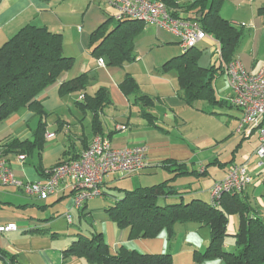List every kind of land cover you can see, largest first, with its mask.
I'll list each match as a JSON object with an SVG mask.
<instances>
[{
	"label": "crops",
	"instance_id": "1",
	"mask_svg": "<svg viewBox=\"0 0 264 264\" xmlns=\"http://www.w3.org/2000/svg\"><path fill=\"white\" fill-rule=\"evenodd\" d=\"M197 1L199 0H176L180 6ZM262 8L264 0H226L220 11L223 19L243 32L234 60L239 61L251 74L259 72L264 65V16L259 14ZM117 14V9L105 0H0V48L27 25L46 27L50 32L62 35L63 55L75 60L72 70L63 74L56 84L38 97L49 114L45 121V144L39 157L35 154L33 157L26 156L21 161L20 155H4V148L11 141L33 140L39 124V119L33 112L24 109L0 124V157L8 162L14 178L23 182L44 180L59 163L76 159L92 144L96 137L93 113L78 106L83 95L60 94L62 83L87 73L89 84L86 94L94 96L99 89L104 88L111 100V105L99 115L102 136L108 138L115 149L145 146L149 163V168L139 174L108 175L102 186V197H112L116 203L123 198L122 191L157 185L155 179L160 176L164 180L161 183L170 180L174 174L160 166L165 162H173L185 165L188 171L207 172V176L178 178L173 185L183 190L182 199H162V204L171 199L184 202L187 198L200 199L204 196L208 198L205 201L211 204L210 190L214 183L225 178L234 166L247 164L252 183L241 197L249 202L254 216L264 219V167L259 169L257 163H254V152L259 145L258 126L247 128L243 133L238 132L241 113L229 102L231 92L224 76L227 63L223 60L220 43L208 35L197 47L202 51L199 65L202 68L218 69L213 82L217 103L210 106L207 102L198 101L188 105L181 98L177 74L162 71L165 64L183 55L179 38L162 27L145 24L135 42L137 59L134 63L111 67L103 57L105 65H98V59L92 56L91 37L108 21V28H114L118 21ZM180 15L183 18L193 17L192 14L181 12ZM126 75L134 79L142 94L156 100L155 106L150 110L155 118L154 125H150L141 116L139 107L133 105L132 98L122 93L119 86ZM206 105L209 106L208 109H203ZM208 121H212L213 129L204 125ZM122 126L127 127V130L119 129ZM51 134L54 137L48 138ZM224 154L226 159L221 160ZM202 180L205 183L203 188L192 187ZM178 181H188L187 189L181 183L177 185ZM109 190L120 192V198L109 193ZM21 194L23 193L14 187H0L1 225L16 223L14 218L2 213V208L5 205L14 206L8 198L18 199L22 197ZM30 199L34 201L36 198ZM49 199L44 206L23 203L17 207L25 212L39 208L45 213L48 204L54 205L64 199H71L68 209H72V194L65 184L57 196ZM87 206L86 204L83 208ZM69 212L70 210L67 211ZM232 219H236L234 228L237 230L239 218ZM45 220L32 218L29 228L25 226L18 232L0 234V251L15 255L21 264H86L76 258L64 261L62 256L63 250L71 245L79 233L67 238H60L57 233H54L55 238L51 234L31 233V230H46L48 226L50 228ZM108 221L104 220V227L99 233L104 235L114 254L125 247L142 254H170L174 264H225L221 260L194 262L193 253L203 252L211 239L209 229L197 224L177 225L176 236L172 240H169L168 233L164 231L155 239L130 241L127 230H120L117 226L114 228ZM225 245L226 250L236 249L232 250L233 246L228 242Z\"/></svg>",
	"mask_w": 264,
	"mask_h": 264
},
{
	"label": "trees",
	"instance_id": "2",
	"mask_svg": "<svg viewBox=\"0 0 264 264\" xmlns=\"http://www.w3.org/2000/svg\"><path fill=\"white\" fill-rule=\"evenodd\" d=\"M152 1L163 3L175 19L196 21L206 34L220 43L223 60L227 64L234 61L243 32L222 18L220 11L226 0H199L186 6H180L176 0ZM180 12L192 14L193 17L183 18ZM259 14L264 16V8L259 10ZM108 23L101 25L91 37L92 56L106 58L111 67L134 63L137 59L135 42L145 23L120 20L112 29L108 28ZM201 55L202 51L197 47L190 49L165 64L162 71L177 74L178 89L185 103L193 105L204 101L213 106L217 103L213 82L218 69L202 68L199 65ZM74 63V58L63 55L62 35L52 33L46 27L27 25L0 48V124L24 109L33 112L39 119L33 140L11 141L5 146L4 155H41L45 144V121L49 114L38 97L56 84L63 74L72 70ZM88 84L89 75L82 74L62 83L60 94H82L83 100L78 102V106L93 113L95 136H102L99 115L111 105V100L104 88L99 89L94 96L87 95ZM119 87L126 97L132 98L133 105L139 107L141 116L154 125L155 118L150 110L156 100L142 94L130 75H126ZM160 167L174 174V177L150 187L122 191L123 198L105 211L118 229L128 231V240L155 239L164 231L172 240L176 236L177 225L197 224L209 229L211 239L203 252L193 253L194 262L221 260L225 264H264V219L253 215L249 202L241 195H226L216 206L201 199H192L189 203L160 204L162 199H182L183 190L173 185L178 178L207 176V172L188 171L185 165L173 162H165ZM233 214L239 217V224L234 235L236 249L229 251L226 250L225 239L229 236V216ZM31 233L49 234V230L35 229ZM55 236L51 233L52 238ZM0 256L1 264H21L15 255L7 251H0ZM62 256L64 261L76 258L86 264H174L170 254H142L125 247L114 254L104 235L97 232L90 236L77 234L71 245L63 250Z\"/></svg>",
	"mask_w": 264,
	"mask_h": 264
},
{
	"label": "built area",
	"instance_id": "3",
	"mask_svg": "<svg viewBox=\"0 0 264 264\" xmlns=\"http://www.w3.org/2000/svg\"><path fill=\"white\" fill-rule=\"evenodd\" d=\"M117 9L116 19L134 20L162 27L179 38L182 53L198 47L208 38L196 21L173 18L163 3L152 0H105ZM104 66V59H98ZM227 86L231 92L230 104L241 113L238 128L243 133L247 128L258 126L259 145L254 152L257 167H264V65L256 74L248 73L242 64L234 60L224 70ZM83 96L80 97V101ZM119 129L125 131L127 127ZM53 138L54 135H48ZM25 155L19 160L24 161ZM149 168L147 148L134 146L115 149L108 138L96 136L87 150L78 159L62 162L52 170L48 178L37 182H23L14 178L8 162L0 157V187H14L25 196L48 200L57 196L65 184L72 194L73 206L80 210L88 201L103 196L102 186L110 174L133 175ZM70 181V184L67 182ZM252 183L247 164L234 166L225 178L214 183L210 190L211 205L216 206L226 195H242ZM66 221L72 224L69 214ZM20 230L16 223L0 224V234ZM2 258L0 256V264Z\"/></svg>",
	"mask_w": 264,
	"mask_h": 264
},
{
	"label": "rangeland",
	"instance_id": "4",
	"mask_svg": "<svg viewBox=\"0 0 264 264\" xmlns=\"http://www.w3.org/2000/svg\"><path fill=\"white\" fill-rule=\"evenodd\" d=\"M220 85V81H219ZM209 106L206 105L205 108L203 109H208ZM212 108V107H210ZM211 110V109H210ZM219 108L216 110L218 111ZM212 121L204 122V125H208L209 128L213 126L211 124ZM213 129V128H211ZM226 159V154H224L221 157V160ZM255 165L257 163V159L254 161ZM249 168V167H248ZM163 178L160 176L155 179V183L159 184L161 183ZM202 182L197 183L196 185H192L194 189L201 187L203 188L205 186V183ZM181 183L182 187L187 189V185L189 184L188 181H178L177 185ZM188 183V184H187ZM153 185V184H152ZM200 188V189H201ZM6 190V189H5ZM9 190V189H8ZM7 191V190H6ZM109 193L114 194L118 198H120V192L114 193V191L109 190ZM206 193V191H205ZM204 194V193H203ZM20 195V194H19ZM23 200L21 198H8L11 203L14 204V206L11 205H5L8 207L3 206V211L2 213L8 216H11L16 220L17 225L19 226L20 230L25 228V226L29 225V222L33 219H46L45 223L50 224V228L48 226L49 234L51 233H57L60 238H67V236H70L72 234H84L90 236L93 232L99 233V231L104 227V220H109L108 222L114 226V228H117L116 225L108 218L107 214L105 213L106 207L113 206L115 204V200L112 197L105 196V197H98L93 200L88 201L86 204L88 205L87 208H81L80 211L76 210L74 206L72 205V209H68V204L71 203V199H64L60 202L53 204H48V208H46V212L42 213V210L37 208L35 211H23L21 210L18 206V204H23V203H35L37 206H44V204L47 201L44 200H38L35 199L32 201L30 198H27L25 195L21 194ZM10 196V195H9ZM202 200H207V196H204L200 198ZM52 201L51 199H49ZM73 200V199H72ZM49 201V202H50ZM182 200L180 199H171L169 201V204H175V203H181ZM192 201V199L187 198L184 200V203H189ZM208 201V200H207ZM206 201V202H207ZM162 202L160 201V204ZM85 204V205H86ZM47 205V204H46ZM84 205V206H85ZM67 213V211H69ZM66 214H69L72 219V224H68L65 216ZM233 217L239 218L236 214L230 215L229 216V223H228V237L225 239V243L228 242L231 246H233L232 250L236 248L235 244V238L234 235L237 233L238 229L236 230L234 228V220L236 222V219H232ZM29 228V226H28ZM208 229V228H207ZM22 234V232H20Z\"/></svg>",
	"mask_w": 264,
	"mask_h": 264
},
{
	"label": "water",
	"instance_id": "5",
	"mask_svg": "<svg viewBox=\"0 0 264 264\" xmlns=\"http://www.w3.org/2000/svg\"><path fill=\"white\" fill-rule=\"evenodd\" d=\"M201 16V15H200Z\"/></svg>",
	"mask_w": 264,
	"mask_h": 264
}]
</instances>
